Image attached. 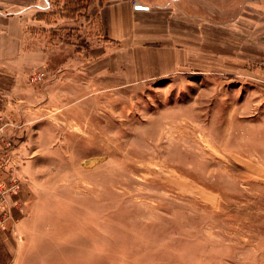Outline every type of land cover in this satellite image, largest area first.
<instances>
[{
    "label": "rangeland",
    "instance_id": "obj_1",
    "mask_svg": "<svg viewBox=\"0 0 264 264\" xmlns=\"http://www.w3.org/2000/svg\"><path fill=\"white\" fill-rule=\"evenodd\" d=\"M104 1L0 15L6 181L17 187L0 264H264V0H202L189 15L169 0L163 34L151 33L158 15H138L134 42L187 55L148 76L120 50L127 39L82 57L106 40ZM22 40L53 54L40 82L39 67L8 60Z\"/></svg>",
    "mask_w": 264,
    "mask_h": 264
},
{
    "label": "crops",
    "instance_id": "obj_2",
    "mask_svg": "<svg viewBox=\"0 0 264 264\" xmlns=\"http://www.w3.org/2000/svg\"><path fill=\"white\" fill-rule=\"evenodd\" d=\"M130 1L131 0L104 1V3L100 6L98 17L103 25L104 38L106 40H103L102 43H98L95 47L93 46L90 48L87 54L83 53L82 57H84L85 60H89L94 55L100 56V58L109 56L112 52L108 49V46H105L109 41L113 43L114 41H125V39H127L130 44L126 46L122 42L123 46L120 50L128 52L130 59L134 62L132 65H135L136 67L140 66L139 69L141 68L147 76L152 74L165 75L167 72H172L177 67L185 64V57H187L186 49L182 50L178 47L168 46L144 48L137 44V42H134V40L138 38L139 32L146 30L145 21L140 22V19H143L144 17H138V15H144L140 14H145V16L149 13L158 15V17L153 18L152 25L154 28H152L153 31H151V33H165L164 29L166 27L163 25V17H167L168 7L165 5V2L169 3V0H155L157 4L153 3L152 5H146V9H137L135 6L131 7L129 4ZM200 1L202 0H179L178 5L176 6L178 7V10L182 11V13L189 15V12L192 10L191 8L193 6L197 7L196 3H200ZM181 3H185L186 10L184 7L182 9ZM11 5L15 8V13H18L19 15L28 14L32 12L33 9L34 11L36 9L43 11L50 8L49 0H0V15L6 18V15L9 14L7 11L11 8ZM153 9L154 11H152ZM42 11L39 13H45ZM133 16L135 17L133 18ZM176 17L179 18L178 15H176ZM32 18H34L37 23H43L44 21L36 15L32 16ZM175 23L180 25L184 24L185 21L180 19L178 21L176 20ZM186 31V29L182 31L184 33L183 35L186 34ZM3 32H6L5 28ZM182 38L185 39L184 36ZM63 44L64 42L58 39L51 46H61ZM26 50V46L24 48V41H20L19 56L8 60H14L15 64H19L17 65L18 67L22 66V64H25V66L30 65V67H39L40 69L36 70L46 73L47 71L42 68H45V66L48 67L52 62L53 54L50 52V48L48 46H44L43 48H34L32 51ZM76 51L80 52L78 49ZM55 56L57 57L58 54L55 53ZM0 229V240L6 246V224Z\"/></svg>",
    "mask_w": 264,
    "mask_h": 264
},
{
    "label": "built area",
    "instance_id": "obj_3",
    "mask_svg": "<svg viewBox=\"0 0 264 264\" xmlns=\"http://www.w3.org/2000/svg\"><path fill=\"white\" fill-rule=\"evenodd\" d=\"M46 73L36 71L31 75L32 82H40ZM11 123V122H10ZM13 139L6 130V115L0 116V228L11 217L9 197L16 192V185H8L6 181V159L13 147ZM15 205V203H14Z\"/></svg>",
    "mask_w": 264,
    "mask_h": 264
},
{
    "label": "water",
    "instance_id": "obj_4",
    "mask_svg": "<svg viewBox=\"0 0 264 264\" xmlns=\"http://www.w3.org/2000/svg\"><path fill=\"white\" fill-rule=\"evenodd\" d=\"M135 7L137 8V9H146L147 7L146 6H143V5H135Z\"/></svg>",
    "mask_w": 264,
    "mask_h": 264
}]
</instances>
